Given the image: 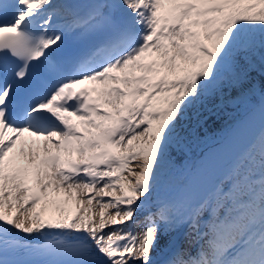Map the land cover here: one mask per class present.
<instances>
[{"label":"snow or ice","instance_id":"obj_1","mask_svg":"<svg viewBox=\"0 0 264 264\" xmlns=\"http://www.w3.org/2000/svg\"><path fill=\"white\" fill-rule=\"evenodd\" d=\"M257 41L264 0H0V264H160L177 222L165 204L137 231V214L185 109ZM244 195L225 185L207 249L164 264H264V176Z\"/></svg>","mask_w":264,"mask_h":264},{"label":"bare ground","instance_id":"obj_2","mask_svg":"<svg viewBox=\"0 0 264 264\" xmlns=\"http://www.w3.org/2000/svg\"><path fill=\"white\" fill-rule=\"evenodd\" d=\"M102 1H104V3L110 2V0ZM56 2L60 4H72L74 6L73 0H56ZM247 63L249 62L247 61ZM250 67L246 69V65L243 66L246 71H248ZM250 86L252 85L243 84L242 87L234 85L232 89L224 95L225 98L223 101L232 104L242 101L247 96V92L251 89ZM222 116L224 117L203 132L206 139L209 141L207 147L216 143L224 136L227 127L236 117L235 109L224 113ZM180 121H182V119H180ZM261 135H264V126L249 146L225 166H222L221 162H219L224 155L223 152L221 154H214L211 153V151L207 152L206 158L210 157V162L205 160V164L198 169V172H202L205 167L209 166L207 173L211 176V179L206 181H203V177L196 178L193 182L190 179L191 173L198 161L190 168L189 172H184L180 176L171 172L164 161L160 172L159 183L145 203L143 209L138 212L135 225L136 230L139 231L145 219L150 215L158 213L160 207L165 204L168 206L169 211L173 213L172 218L174 219V217H176L177 220H180V225L178 227L165 233L161 249L154 254L160 264H164L165 261L179 254L195 255L202 249H206L209 239L212 238L213 224L217 222V217L223 220L220 213L226 210L223 206V197L221 196V191L225 189V185H230L233 188L239 186V195L244 200H247L244 194L250 193L252 189H255L258 195L259 180L264 176V173H260L262 169L259 163L260 146L258 144V138ZM25 139H28L30 142L33 138H28L27 134H25ZM41 155H43V153ZM253 162H255V164H253ZM194 184H196L195 186L199 184V189L194 190ZM97 199H99V197H97ZM105 199L108 198L106 197ZM230 205L231 203L228 204V207ZM67 207H69L72 212L77 210L74 201L70 202ZM98 210V206L94 201L93 211L96 212ZM108 211L114 212L115 210L109 209ZM91 214L92 213H89V215ZM232 215L235 216L236 213L234 212ZM96 219H99V217L96 216ZM190 219L192 223H196L197 220L199 221L195 228H193L192 223H189ZM185 258H187L186 255Z\"/></svg>","mask_w":264,"mask_h":264},{"label":"water","instance_id":"obj_3","mask_svg":"<svg viewBox=\"0 0 264 264\" xmlns=\"http://www.w3.org/2000/svg\"><path fill=\"white\" fill-rule=\"evenodd\" d=\"M263 126L264 96L260 98L245 114L238 117L220 140L204 150L198 159L196 167L191 173V181L193 182L194 179L199 177H203V181L211 179V176L207 173L209 166L205 167L202 172H198L199 167L205 164V160L210 162V157L206 158L207 152L211 151V153L214 154H221L223 152L224 155L219 162H221L222 166H225L249 146ZM195 185L196 184H194V186ZM199 187V184H197L194 190L199 189Z\"/></svg>","mask_w":264,"mask_h":264},{"label":"rangeland","instance_id":"obj_4","mask_svg":"<svg viewBox=\"0 0 264 264\" xmlns=\"http://www.w3.org/2000/svg\"><path fill=\"white\" fill-rule=\"evenodd\" d=\"M254 48L255 47H253V49ZM250 49H252V48H250ZM250 49L249 48H244V47L238 48V52L234 56V60L236 61V63L241 64L242 66H245L246 65V69H248L250 67V64L247 63V60H246V57L249 55ZM217 83L218 82H216L213 86H210L204 92V94L201 96V98L198 101H196L192 107H190L191 110H189V107L187 109H185L184 115L180 118V119H182V121L179 120V123L176 125V128L174 130V131H177L179 133L178 141H179V144H182L183 141L181 140V137H183V136L186 137L187 136L188 139L191 140L193 138V136H194V133L192 135L191 132L195 131V128H197L199 130V135L200 136H199V138H196L195 145L198 146V149H199L200 153L204 150V148L207 145V143H209V141L206 139V137L203 134L204 130H207L208 127L202 128L201 127V122H202L203 118L209 112H211V111L214 110V108L218 105V102L220 101L218 98H215L214 99L213 96H212L213 93H211V90L212 89L213 90L215 89V87L217 86ZM243 84L252 85V86H250L252 88V87L255 86V80H254L253 77H250L246 81H244ZM250 91H251V89L248 92H250ZM252 91L255 92L256 90L255 89H252ZM224 98H225V96L222 98V100ZM236 103H237L236 105H240L241 104V103H238V102H236ZM245 103H243V105ZM241 108H242V106L241 107H238L237 109H235V115H236V113H238V111ZM223 117L224 116H221L219 118V120L221 118H223ZM213 124H211V125H213ZM211 125H209V126H211ZM187 130H189V132L188 133H185ZM19 147H20V142H17V148L14 149V152ZM165 162L167 164V167L171 170V172L177 174L178 176L182 175V173H184V172H186V173L189 172L190 168L193 165L196 164V162L193 163V164H185L181 168H177L176 165L172 162V160H170L168 158V156H166ZM192 162H193V160H190V163H192ZM253 164H255V162H253ZM260 173L261 174L264 173V170H262ZM92 194H94V193H92ZM39 206L40 205H38V207Z\"/></svg>","mask_w":264,"mask_h":264},{"label":"trees","instance_id":"obj_5","mask_svg":"<svg viewBox=\"0 0 264 264\" xmlns=\"http://www.w3.org/2000/svg\"><path fill=\"white\" fill-rule=\"evenodd\" d=\"M236 51L233 53V57ZM233 57L230 59L228 65L225 66L224 70L221 72L222 78H230L235 75H239L242 78L244 74L242 73L240 67L234 63ZM248 60L252 64L251 73L256 77L259 88L253 93L252 100L257 102L261 97L264 96V49L260 47L259 41H257L255 45V50L253 52V56L248 58ZM224 90H227V87H223ZM226 105H221L218 107L215 114H210L205 118V122H210L214 119L219 113H221L224 109H226ZM177 134H173L172 144L168 150V158L174 160L179 166L184 164V162L188 161L189 156L195 158L199 157L200 153L196 147H194L192 142H186L189 146V151H187L184 147L178 146L176 142ZM190 154V155H189Z\"/></svg>","mask_w":264,"mask_h":264},{"label":"built area","instance_id":"obj_6","mask_svg":"<svg viewBox=\"0 0 264 264\" xmlns=\"http://www.w3.org/2000/svg\"><path fill=\"white\" fill-rule=\"evenodd\" d=\"M251 106V103L250 102H246L242 108L238 111V113H236V116L239 114V113H243L246 111L247 108H249Z\"/></svg>","mask_w":264,"mask_h":264}]
</instances>
